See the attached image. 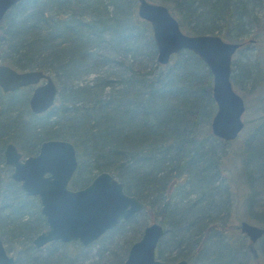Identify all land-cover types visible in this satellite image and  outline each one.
Segmentation results:
<instances>
[{
	"label": "trees",
	"instance_id": "16d2710c",
	"mask_svg": "<svg viewBox=\"0 0 264 264\" xmlns=\"http://www.w3.org/2000/svg\"><path fill=\"white\" fill-rule=\"evenodd\" d=\"M147 1L166 6L185 34H216L239 43L232 57L250 45L242 62L231 59V85L250 113L239 137L226 142L210 133L211 76L196 55L181 50L165 65L156 62L150 26L137 17L135 0H21L0 21V64L48 73L57 95L49 110L35 115L26 104L28 92L22 101L0 92V119L10 121L0 143L13 142L27 154L45 138L67 140L77 160L72 186L106 171L142 202L141 211L101 236L103 264L122 263L144 227L141 213L150 212V222H156L154 208L164 228L157 259L264 264V235L249 244L228 222L231 206L243 205L241 218L264 226V0ZM226 143L233 144L229 165L223 159ZM11 194L4 218L20 201L18 210L25 205L26 213L12 225L0 223V235L6 241L9 234L20 250L44 224L36 198L24 196L14 183ZM33 221L32 230L15 234ZM116 237L122 243L115 247ZM162 241L170 246L166 254L158 248ZM50 245L14 264L88 260L70 251L81 249L72 242Z\"/></svg>",
	"mask_w": 264,
	"mask_h": 264
},
{
	"label": "water",
	"instance_id": "95a60500",
	"mask_svg": "<svg viewBox=\"0 0 264 264\" xmlns=\"http://www.w3.org/2000/svg\"><path fill=\"white\" fill-rule=\"evenodd\" d=\"M19 1L0 0V21L6 11ZM135 2L137 17L150 26L158 64H167L170 57L181 50L192 52L205 64L211 76V98L215 104L209 123L210 133L220 140L233 141L242 130L241 116L245 108L243 98L234 91L230 82L232 55L240 44L225 41L216 34H185L166 6L147 0ZM40 79H43L42 83L32 89L28 99L29 109L34 114L44 112L53 103L56 88L50 77L38 70L17 72L0 64L2 92L35 85ZM3 156L5 163L12 166L11 179L20 182L25 195L38 198L40 213L47 227L33 239L36 247L54 240L87 245L143 208L142 202L127 195L121 182L106 171L95 174L81 189H66L77 165L74 147L68 141H43L35 155L23 160H20L15 147L7 144ZM234 228L246 237L249 244L264 235V226L244 219ZM163 233L164 228L158 222L145 225L139 238L128 247L122 264H188L184 258L169 262L155 257V249ZM0 264H13L1 239Z\"/></svg>",
	"mask_w": 264,
	"mask_h": 264
},
{
	"label": "flooded vegetation",
	"instance_id": "af4514ba",
	"mask_svg": "<svg viewBox=\"0 0 264 264\" xmlns=\"http://www.w3.org/2000/svg\"><path fill=\"white\" fill-rule=\"evenodd\" d=\"M21 1V0H20ZM19 1V2H20ZM18 3V2H17ZM17 3H15V4H17ZM14 4V5H15ZM14 5H12V6H14ZM11 6V7H12ZM10 7V8H11ZM9 8V9H10ZM8 9V10H9ZM7 10V11H8ZM6 11V12H7ZM3 18V17H2ZM2 65H5V64H2ZM6 66H8V65H6ZM8 67H10V66H8ZM10 68H12V67H10ZM12 69H14V70H16L17 72H21V71H27V70H38V69H24V70H19V69H15V68H12ZM38 71H41L42 73H44V74H46V75H48L49 77H50V79L52 80V82L54 83V81H53V79H52V77L48 74V73H46V72H43L42 70H38ZM42 81H43V79H40L39 80V82L37 83V84H35V85H28V86H25V87H20V88H17V89H15V90H13V91H7V92H2V90L0 89V92L2 93V94H5V95H8V97L9 96H12V98L14 97V99L15 100H17V101H22V100H24V97H23V94H26L27 92H28V94H27V97H26V104H27V107H28V110H29V112L31 113V114H34V113H32L31 111H30V109H29V105H28V99H29V97H30V95H31V93H32V89L36 86V85H38V84H41L42 83ZM54 85H55V83H54ZM55 88H56V85H55ZM21 91H24V93H22ZM56 95H57V88H56V91H55V95H54V100H55V98H56ZM54 100H53V103H54ZM16 101V102H17ZM53 103H52V105H53ZM52 105L47 109V110H49L51 107H52ZM47 110H45L44 112H46ZM43 113V112H42ZM39 114H41V113H39ZM36 115V114H35ZM8 120V117L6 116V118L3 120V122H1L0 121V127H2L3 129V131L1 132L2 133V135L3 136H6L7 134L9 135V132H7L6 133V130H7V128H9L10 126H9V123H10V121L8 122L7 121ZM243 128V127H242ZM241 132V131H240ZM239 132V133H240ZM239 135V134H238ZM237 135V136H238ZM237 138V137H236ZM235 138V139H236ZM50 139H59V140H64V139H60V138H45V139H43V140H41L37 145H36V147H35V149L33 150V151H31V152H29V153H27V154H24V153H21L19 150H18V148L16 147V145L13 143V142H9V141H4L3 143H0V173L1 172H4V176L6 177V180L7 181H5V179H4V177L2 176V178L0 177V223H3V221H6V220H9L10 221V223L9 224H14L16 221H17V219H15V218H19V217H21L22 215H25V213H26V207H25V205H23V207H22V209H21V212H20V210H18V208L20 207V204H21V202L22 201H20L18 204H16V205H14L13 206V213L11 214V216H9L8 218H4V214L2 213L3 212V210H2V207H5L3 204L6 202V201H8L9 199H10V197H11V183H14V184H16L17 186H18V188H19V190H20V192L24 195V196H26V197H34V198H36V201H37V205H38V209H37V212H38V215H40V217L42 218V220H43V227L40 229V230H35V231H33L30 235H31V237H30V243H29V246L27 247V248H23V249H20V250H18V248L16 247V249H17V254L14 256V255H11L10 253H8V250L5 248L6 246H5V244H6V241L4 240V239H2V237H1V235H0V239H1V242H2V244H3V247H4V250H5V252H6V254L8 255V256H11L12 257V259H13V264H14V261H15V259H19V260H23L24 258H25V260L27 259V258H29V257H33L31 254H30V252L29 251H37V250H41L42 252L40 253V254H43L45 251V249H46V247H51V243H54V242H60V243H63V244H68V243H74V244H77L81 249L80 250H70L71 252H74V254L76 253V254H79V255H83V256H87L86 254H87V250L88 249H90L91 248V246H93L94 244H96V242H98L99 240H101V236L106 232V231H108V230H106L103 234H101L98 238H96L95 240H93L92 242H90L89 244H87V245H80L77 241H69V242H61V241H59V240H54V241H49V242H46V243H44V244H42V245H40V246H38V247H36V246H34L33 245V243H32V241H33V239L38 235V234H40L41 232H43V231H45L46 230V227H47V225H46V222H45V219H44V217L42 216V214L40 213V204H39V201H38V198H37V196H27V195H25L24 193H23V191L21 190V188H20V182L19 181H14V180H12L11 179V173H12V166L10 165V164H7V163H5V160H4V156H3V153H4V149H5V146L7 145V144H12L14 147H15V149H16V151L17 152H19L20 153V160H23V158H25V157H27V156H32V155H35L36 153H37V151H38V147H39V145H40V143L41 142H43V141H46V140H50ZM234 139V140H235ZM64 141H67V140H64ZM69 142V141H68ZM71 143V142H70ZM72 144V143H71ZM73 145V144H72ZM74 147V146H73ZM75 150V149H74ZM75 159H76V157H75ZM76 162H77V160H76ZM77 166V165H76ZM76 169V168H75ZM74 172H75V170H74ZM74 172L72 173V175H71V177H70V179H69V181L67 182V184H66V189H68V190H71V191H74V190H76V189H81V188H83V187H85L89 182H90V180L93 178H91L90 180H89V182H87L86 184H84V185H82V186H79V187H74V186H72V181H73V176H74ZM101 172V171H100ZM97 173H99V172H97ZM97 173H95V174H97ZM94 174V175H95ZM93 175V176H94ZM112 176V175H111ZM116 179V178H115ZM117 180V179H116ZM123 188V187H122ZM2 194H4V199H3V201L1 200V195ZM127 194V193H126ZM127 195H129V194H127ZM130 196H132V195H130ZM11 208V207H10ZM143 209V208H142ZM141 211V210H140ZM10 214V210H9V212H8V214L7 215H9ZM19 214H21V216H19V217H17L16 215H19ZM132 217V216H131ZM130 217V218H131ZM15 219V220H14ZM29 220V219H28ZM120 222V221H119ZM149 223H151V222H149ZM31 226H29L28 224L27 225H24L25 227H23L22 229H21V233H18V232H16V231H14L15 232V234L16 235H19V234H22L24 231H26V230H32V226H33V224H34V221L33 222H31ZM147 225V224H146ZM116 226V225H115ZM112 229V228H111ZM142 232V231H141ZM10 233V232H9ZM139 238V237H138ZM7 239H9L10 240V236H9V234H8V237H7ZM11 243H13V242H11ZM14 244V243H13ZM130 246V245H129ZM128 246V247H129ZM83 248H85V249H83ZM39 252V251H38ZM126 252H127V250H126ZM126 252H125V255H126ZM125 255H124V258H125ZM124 260V259H123ZM123 260H122V262H123ZM174 262V261H173ZM122 264V263H121Z\"/></svg>",
	"mask_w": 264,
	"mask_h": 264
},
{
	"label": "rangeland",
	"instance_id": "374dc122",
	"mask_svg": "<svg viewBox=\"0 0 264 264\" xmlns=\"http://www.w3.org/2000/svg\"><path fill=\"white\" fill-rule=\"evenodd\" d=\"M249 47H250V45H244V46H242L239 49V51L232 58H234V60H236L238 62H242L244 60V58L246 57V55H248L250 53V51H251L250 50L251 48H249ZM87 78L88 79H91L92 78V75H90ZM232 88L234 89L235 92H237L239 94V91L236 88H234V87H232ZM21 92L24 93V91H21ZM244 106H246V105L244 104ZM247 109H246V107L244 108V112L242 113V116H241V119H242L243 122L246 121L248 118H250V115H249L250 113L248 111L249 109L248 110ZM0 121L3 122V120H1V119H0ZM2 129L3 128L0 127V131L1 132L3 131ZM1 132H0V134H2ZM7 132H10V127L7 128L6 133ZM239 136H240V134L237 137H239ZM226 144L227 145H224V150H225L224 156H227V157H224L223 159L225 160V162L227 163V165H229L231 162L233 164V158H232L233 154H232V152L230 153V150L232 151L231 148H233L232 147L233 144L230 145V146H229L230 143H226ZM2 176L4 177L5 181H7L6 180V177L4 176V172H1L0 173V177L1 178H2ZM172 194H176V191H173ZM176 196H178V195H176ZM231 207H233L234 211L233 210L231 211V213L229 215V218H228V222L231 223L232 226H233V229L236 230L234 228V225H236L240 220H242L241 216L243 215V212H242L243 211V205L240 206V209H236V210H235V208H234L233 205ZM153 210L154 211H157L156 212L157 213V216H155L154 220L156 222L162 224L161 222L163 220V217L160 214V211H158L157 208L156 209L154 208ZM220 211L221 210H218V212H220ZM140 218L142 220L143 226H145L146 224H148L150 222V212H142L141 215H140ZM249 223H252V222H249ZM128 233L129 232L126 233V236L128 235ZM236 233H238L237 230H236ZM243 237L246 239V237L244 235H243ZM121 243H122V239L117 238V237L115 238V242H113V244L115 245V247L116 246H119ZM5 246H6L5 248L8 250V253H10L11 255H14V256L17 254L16 253L17 252L16 247L7 238H6V244H5ZM105 246H106V243H104L102 240H99L98 242H96V244H94L93 246H91L90 249L87 250V258H88V260H90V259H92V261L94 260L93 262L91 261V264H100V263L103 264V261H99L98 260V255H100V257H101V255H104L106 253V252H103ZM114 248H113V246H111L109 249L110 250H113ZM158 248H159L160 251H165L164 254H166V252L168 251V249L170 248V246H168L167 244H165V241L164 242L162 241L159 244V247ZM23 260H25V258ZM88 260H85V263L86 264H89V261ZM173 261H175V260H173Z\"/></svg>",
	"mask_w": 264,
	"mask_h": 264
}]
</instances>
